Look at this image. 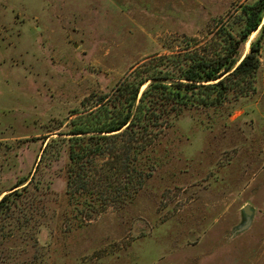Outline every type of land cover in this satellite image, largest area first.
Returning a JSON list of instances; mask_svg holds the SVG:
<instances>
[{
	"label": "rangeland",
	"instance_id": "obj_1",
	"mask_svg": "<svg viewBox=\"0 0 264 264\" xmlns=\"http://www.w3.org/2000/svg\"><path fill=\"white\" fill-rule=\"evenodd\" d=\"M258 1L0 0V198L30 179L0 219V264H264V39L252 78L165 129L142 159L151 175L124 208L75 218L68 145L39 164L46 137L69 138L94 94L195 39L202 53H222L225 32L238 38L245 27L242 6ZM262 33L264 21L243 55Z\"/></svg>",
	"mask_w": 264,
	"mask_h": 264
},
{
	"label": "trees",
	"instance_id": "obj_2",
	"mask_svg": "<svg viewBox=\"0 0 264 264\" xmlns=\"http://www.w3.org/2000/svg\"><path fill=\"white\" fill-rule=\"evenodd\" d=\"M242 10L245 27L238 38L225 32L227 47L222 53H202L195 39L185 52L155 56L107 94L89 98L86 103L94 104L73 114L70 133L65 134L69 138L46 137L39 164L56 160L68 145L66 196L75 206V218L93 221L110 207L122 209L132 203L151 175L142 159L182 110L222 105L233 83L259 70L264 33L245 57L242 49L264 21V0ZM159 61H167L170 69L160 70ZM29 181L0 198V219L14 210Z\"/></svg>",
	"mask_w": 264,
	"mask_h": 264
},
{
	"label": "water",
	"instance_id": "obj_3",
	"mask_svg": "<svg viewBox=\"0 0 264 264\" xmlns=\"http://www.w3.org/2000/svg\"><path fill=\"white\" fill-rule=\"evenodd\" d=\"M246 55H244L245 57ZM243 57V59H244ZM242 214H243V225L248 226L250 222L252 221V217L254 215V210L252 209L251 206H246L242 209Z\"/></svg>",
	"mask_w": 264,
	"mask_h": 264
}]
</instances>
